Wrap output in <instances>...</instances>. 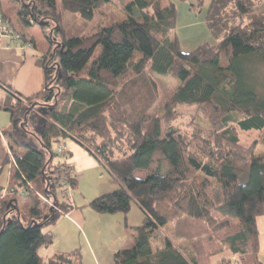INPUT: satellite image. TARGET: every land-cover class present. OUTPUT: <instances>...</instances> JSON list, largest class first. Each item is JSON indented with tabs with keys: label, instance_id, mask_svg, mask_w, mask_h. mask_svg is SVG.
Instances as JSON below:
<instances>
[{
	"label": "trees",
	"instance_id": "obj_1",
	"mask_svg": "<svg viewBox=\"0 0 264 264\" xmlns=\"http://www.w3.org/2000/svg\"><path fill=\"white\" fill-rule=\"evenodd\" d=\"M176 1L185 0H129L126 19L87 36L83 31L110 0H62L61 10L57 0L21 1L20 25L45 28L51 20L59 40L46 34L39 92L25 96L0 82V110L10 115L0 128V264H82L79 250L42 253L78 185L70 164L54 162L67 138L120 184L90 202L94 211L126 215L135 203L144 214L134 246L116 251L112 264H213L227 252L236 264H260L264 155L255 154L258 132L249 144L243 136L264 130V87L255 81L256 63L264 64V9L261 0H211L206 23L218 43L185 52L175 34ZM201 6L198 0L190 10ZM65 11L79 14V31L65 28ZM153 74L180 81L164 105V122L148 113L158 99ZM181 104L197 107L186 129L174 124ZM212 179L221 200L210 194ZM169 223L191 256L161 237Z\"/></svg>",
	"mask_w": 264,
	"mask_h": 264
},
{
	"label": "crops",
	"instance_id": "obj_2",
	"mask_svg": "<svg viewBox=\"0 0 264 264\" xmlns=\"http://www.w3.org/2000/svg\"><path fill=\"white\" fill-rule=\"evenodd\" d=\"M21 1L19 0V4L12 12L4 10L2 6L6 23L15 32L22 33L27 41L13 38L11 35L0 36V82L25 96H30L39 92L44 84L45 71L38 64V60L49 51L50 44L47 33L45 34L46 28L41 27L43 31L40 35L33 28L34 25L28 28L20 25L18 10ZM197 1H176L175 34L181 49L185 52L193 51L203 43L213 45L218 43L206 23L207 11L198 14L190 10L189 4H195ZM260 2L262 10L264 0ZM17 17L15 24L13 19ZM9 122L10 115L0 110V128L6 127ZM63 142L68 148L66 162L78 175V185L70 191L71 209L50 228L53 235L52 245L42 253L48 256L79 250L82 264H112L116 251L134 246L136 237L134 228L143 223L144 214L135 203L126 215L99 214L94 211L90 207V202L100 195L118 189L120 184L84 146L69 138ZM6 183L7 172L1 185L6 187ZM163 236L171 239L178 248L191 256L186 240L174 238L173 224L169 223L163 227ZM217 256L221 258V264L226 262L236 264L237 256L232 253ZM258 258L260 264H264V249L261 248Z\"/></svg>",
	"mask_w": 264,
	"mask_h": 264
},
{
	"label": "rangeland",
	"instance_id": "obj_3",
	"mask_svg": "<svg viewBox=\"0 0 264 264\" xmlns=\"http://www.w3.org/2000/svg\"><path fill=\"white\" fill-rule=\"evenodd\" d=\"M19 0H1V3L3 6L4 10L13 11L14 7L17 6L19 3ZM129 2V0H110L109 4L103 5L101 8V12H96L94 20L90 23V25L83 31L82 35H90L100 27V25L107 24L110 22H113L115 19L117 20H124L126 19V13H125V6ZM202 6L200 8V12H205L207 11L211 0H201ZM198 3V1L196 2ZM195 3V4H196ZM61 4L62 0H57V6L58 9L61 10ZM190 6L192 5L191 3L189 4ZM65 21L64 25L67 30H72L75 29V32L79 31L77 28L80 26V18L78 13H72V12H67L65 11ZM207 13V12H206ZM18 19L15 18L13 19V22L17 24L16 20ZM50 23L46 25L45 29V34H49L54 38V41L59 40L58 39V30L53 29V23L51 20H48ZM35 31H38L39 33L42 32L41 26L39 24H35L33 26ZM41 35V33H40ZM213 37L217 39L214 34L212 33ZM60 50L56 53V55L53 58L54 62H58L60 60ZM256 65L260 68V73L257 78H255V81L257 84H263L264 87V64H257ZM156 84H157V90H158V99L155 102V104L150 108L149 114L154 116V117H159L163 120L164 122V115H165V110H164V105L166 101L171 97V95L174 93L176 88L180 85V81L172 78L171 76H165V75H157L153 74ZM68 101L61 99L60 100V105L64 106L67 105ZM196 106L195 105H186V104H181L177 107L176 113H177V119L174 121V124L177 126H181L182 129H186L187 123L190 119V117H193L196 111ZM258 132L256 135L257 140L260 141L258 146L256 147L255 154L257 156L264 155V130H253L252 131V136H243V141H245L247 144L251 143L255 138L254 135ZM60 160L62 161H67L68 158L62 154H58L55 156L54 162H58ZM143 171H139L137 174L141 175ZM199 175L203 176L202 173L199 172ZM4 175L1 178V181H3ZM212 181V189L210 191L211 196L214 199L221 200V187L219 183L215 180ZM7 184V183H6ZM19 205L22 206V202H24L25 198L19 196L18 198ZM42 210H45V205L41 204ZM21 218L22 221L26 224L29 217V213L27 208H21ZM216 215L221 219V220H229L231 222H235L237 219L234 217H231L229 215H224L219 212L216 213ZM38 220H42V218H39ZM258 227L260 230V243H261V248L264 249V216H260L257 219ZM162 237V236H161ZM160 239V237H159ZM219 256H216L214 258V264H221V258H218ZM225 264H233V262H226Z\"/></svg>",
	"mask_w": 264,
	"mask_h": 264
},
{
	"label": "built area",
	"instance_id": "obj_4",
	"mask_svg": "<svg viewBox=\"0 0 264 264\" xmlns=\"http://www.w3.org/2000/svg\"><path fill=\"white\" fill-rule=\"evenodd\" d=\"M7 35H11L13 38H16V39L21 38V34L18 32H15L6 23V21L3 17L2 6H1V2H0V36H7ZM56 151L58 152V154H62V155L67 157L68 148H67L66 143L60 142L56 147ZM67 203H71L69 198L67 199ZM53 206L55 207L54 204H53Z\"/></svg>",
	"mask_w": 264,
	"mask_h": 264
}]
</instances>
